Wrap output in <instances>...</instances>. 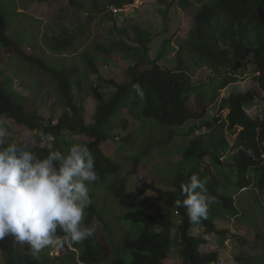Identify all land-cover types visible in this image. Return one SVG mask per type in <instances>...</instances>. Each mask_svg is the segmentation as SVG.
Returning a JSON list of instances; mask_svg holds the SVG:
<instances>
[{
    "label": "trees",
    "instance_id": "obj_1",
    "mask_svg": "<svg viewBox=\"0 0 264 264\" xmlns=\"http://www.w3.org/2000/svg\"><path fill=\"white\" fill-rule=\"evenodd\" d=\"M76 4L75 0H71ZM160 4L166 6L161 9L165 16L171 13L173 6L178 2L179 9L188 11L194 10V24L191 28L189 38L184 42L190 55H197L200 59L196 66L203 69L204 79L194 80L191 74L190 65H186L180 57L181 65L176 69L163 68L160 64L164 57V50L159 51V56L152 59L149 55L152 52L151 35L144 38L142 29L134 25L131 27L134 34L132 43L121 40H112L110 47L103 49L105 54L112 51L128 55L134 60V64L127 69L129 81L117 83L109 80L115 88L107 101L106 107L98 106L94 115L95 123L87 124L83 112L75 104L73 91L81 88L80 82H73L70 75H78L79 69L73 66L66 71H60L45 64L41 59L29 57L22 51L20 56L27 63L38 66L45 74H48L52 81L58 84V89L62 94L65 112L59 117L58 122L52 120L44 121L43 117H31L26 108L15 101L13 90L9 85H14L3 67L0 65V117L15 121L19 126L36 132L39 138L42 132L47 137V143L40 150L30 149L34 155L50 151H62L66 153L69 149V142L66 134L74 136H86L92 139L84 143L95 158V171L98 179L95 184L106 181L108 177H116L111 191L123 208L126 209L125 220L134 224L143 225L144 228L136 238L126 239L124 247L130 251L132 256L131 264H165L175 246H179V255L185 264H220L223 259L218 252H206L208 240L205 236L216 234L224 238H236V234L231 235V230L218 228L215 224L217 216L221 214L220 209L225 208L234 215L238 214L232 197H228L220 192L218 180L215 176L209 175L210 184L208 193L216 197L215 207L220 213L206 219H201L199 223H192L186 215V209L175 206L176 200L185 198L181 185L188 184L190 177L195 174L203 180L205 172L201 170V160L209 157L215 165H223L221 157L226 151L223 150L227 144L231 150V165L235 168L237 176V186L240 190L257 185L260 190H264V116L253 118L248 113V108L256 104L257 100L264 103V0H158ZM134 2V0H94L92 7L103 17L112 18V13H108L110 6L124 7ZM168 19V18H165ZM0 42L10 49L15 47V41L6 35V25L0 17ZM56 49L62 51L72 45L71 38H54ZM167 40L164 43L166 46ZM184 46V45H182ZM187 52V56H188ZM87 64L92 73L98 74L99 69L93 59H87ZM253 65V80L262 95L256 90L233 93L222 102L223 109L227 108L229 113L226 118L218 119L219 130L226 128L236 135L234 144L230 147L228 141L222 137L218 145L214 141L207 146L203 137H198L191 141L186 153L188 160L196 159L199 168L194 173L181 174L176 178L174 190L164 191L156 189V198L164 202V206L159 207V213L148 211L147 202L145 206L144 195L149 189L143 186L137 190L129 189V182L123 176L122 164L110 158L102 149V145L108 143L116 136L108 128V123L113 119L124 131H129L127 137L123 139L125 144H132L138 133H141L140 126L145 120L152 119L159 124L171 128L184 127L189 122H199L205 119L207 107L201 104L191 106L189 102L197 94L199 100L217 97L219 90L227 89L232 84L241 81L242 69L248 71V66ZM246 73V72H245ZM211 77V78H209ZM210 88L204 89L209 79H216ZM14 81V82H13ZM139 85L144 95L139 97L134 85ZM128 116L138 122L134 126ZM134 126V127H132ZM138 126V127H137ZM211 127L210 124H207ZM138 129V131H137ZM195 130V127L193 131ZM137 131V132H136ZM171 132L167 140L159 143L145 144L151 148L153 145L167 144L173 139ZM51 140V141H49ZM120 141V139H119ZM22 143V142H21ZM40 143V142H39ZM7 144V143H6ZM49 146V148H48ZM145 147L142 149L144 150ZM137 150L134 151V153ZM141 155H135V161L131 174L137 172L141 166ZM41 158V157H40ZM127 174V175H130ZM91 204L85 210L84 215H88V223L98 215L96 205L93 203V196L89 195ZM139 204H142L138 207ZM146 207V208H145ZM221 207V208H220ZM177 212L179 224L176 225L174 216ZM199 228L202 235H194V228ZM57 235H63L57 230ZM75 251H68L66 254H59L51 257V251L56 248L61 252L67 247H48L42 249L38 258L33 254L28 243L22 246L18 243L6 249L5 264H102L106 260V253L102 242L93 234L82 243L72 244ZM48 248L47 254L45 249ZM68 250L67 248H65ZM249 259H247L248 261ZM113 264H129L125 259H113ZM248 264V262H246ZM235 264H244L241 259Z\"/></svg>",
    "mask_w": 264,
    "mask_h": 264
},
{
    "label": "rangeland",
    "instance_id": "obj_2",
    "mask_svg": "<svg viewBox=\"0 0 264 264\" xmlns=\"http://www.w3.org/2000/svg\"><path fill=\"white\" fill-rule=\"evenodd\" d=\"M92 1L94 2V0H75L76 4H74L71 0H0V17L6 25V35L15 41V47L10 49L0 42V65L7 75L15 80L14 85H9L13 90L15 101L24 106L31 117L41 116L44 121L52 120L57 123L66 108L58 84L38 66L23 60L17 50L29 57L41 59L46 65L60 71H66L73 66L79 69L78 75L69 77L73 82L81 83V88L75 89L73 95L75 104L83 112L87 124L95 123L96 108L106 107L109 97L115 91L109 80L117 83L129 81L126 72L128 67L134 64V60L128 55L115 51L105 54L101 48L108 49L110 42L116 39L131 44L134 40L131 27L134 25L142 29L144 38L151 35L150 58H156L159 56V51L164 50V57L160 61L163 68H178L182 57L184 63L190 65L194 80L204 79L205 75L202 74L204 70L196 67L200 58L197 55L191 57L184 42L189 38L194 24L193 9L181 10L177 2L171 13L165 16L161 9H165L166 6L160 4L158 0H138L129 7V11L121 14V18L116 15L109 19L107 16L103 17V14L98 15L92 7ZM57 36L71 38L72 45L68 49L58 51L54 42ZM166 40L168 44L164 46ZM88 58L93 59L97 64L98 74L92 73L87 64ZM253 68V65H249L248 71L242 69L241 81L227 89L219 90L216 99L210 98L209 94L203 100H199L198 94L191 99L189 102L191 106L201 104L207 107L206 117L202 121L171 128L148 119L140 126L142 132L137 134L132 144H125L123 141L130 130L124 131L113 119L109 123L106 122L116 139L101 147L110 158L122 164L123 176L127 178L130 190L149 187L144 195L145 206L147 202L152 204L150 207L147 206L148 211L159 213V207L165 204L155 197L156 189L172 191L179 175L194 173L199 169L196 168L198 160H188L186 157L191 141L203 137L207 146L214 141L219 145L224 137L230 147L234 144L235 134L227 128L223 131L217 128L219 120L226 118L229 113L227 108L223 109L222 102L233 93L248 90H256L262 95L258 84L253 80L251 74ZM217 79H209L204 89L210 88ZM248 113L253 118H262L264 103L257 100L254 106L248 108ZM127 117L134 126L138 125V122H134L130 116ZM207 124L212 126L208 127ZM0 126L9 132L6 143L14 141L21 143L26 133L33 137L37 136L36 132L21 127L5 117H0ZM171 132L174 137L167 144L145 147L148 141L152 144L167 140ZM66 140L70 144L69 148L73 144L92 141L89 137L74 136L71 133L66 134ZM39 142L37 139L35 145H31L33 150L41 149ZM144 147L145 149L142 150ZM135 150L137 151L134 153ZM223 150L226 151L221 157L223 165H215L209 157H205L201 160L200 166L205 172L207 189L211 180L209 175L213 174L218 180L220 192L235 198L238 214L234 215L220 207L221 214L217 216L220 211L212 204L207 215L217 216L215 220L217 227L231 230V235L237 236L229 239L209 234L205 236L208 246L204 251L218 252L223 259L220 264H235L239 259L244 264H247L246 262L264 264V190L252 185L241 191L237 186V171L231 165L232 152L227 144H224ZM142 151H144L141 156L142 164L136 173L131 174L134 156L141 155ZM35 158L43 160L46 155L42 151L40 155L39 153L35 155ZM129 173L130 175H127ZM115 180L116 177H108L104 182L89 185V195L94 197L93 203L96 205L98 215L88 225L86 214L82 223L83 226L92 228L93 234L103 244L107 256L102 264H113L112 260L119 258L131 264L133 259L130 251L124 247V243L128 237H138L144 226L125 220L124 215L127 211L111 191ZM141 205L139 204L138 207ZM174 214V221L178 225L177 214ZM192 233L202 235L197 227ZM15 243L18 242H15L11 236L0 240V264H5L6 249ZM26 243L18 244L25 246ZM79 243L81 244L82 241ZM48 248L50 249V246ZM48 248L45 249V254L49 252ZM179 250V246H175L165 264H185L179 255ZM68 251L62 248L61 254L69 253ZM42 252L41 250L35 256L39 258ZM56 256L57 252L50 254V258Z\"/></svg>",
    "mask_w": 264,
    "mask_h": 264
},
{
    "label": "clouds",
    "instance_id": "obj_3",
    "mask_svg": "<svg viewBox=\"0 0 264 264\" xmlns=\"http://www.w3.org/2000/svg\"><path fill=\"white\" fill-rule=\"evenodd\" d=\"M134 2L121 8L110 6L107 12L121 18ZM111 8L122 12L115 14ZM133 87L142 98L140 86ZM8 136L0 126V240L11 236L15 242H27L33 254L49 246L67 245L65 248L75 251L72 244L93 235V229L82 222L91 204L89 185L98 179L94 156L86 145L77 143L67 153L50 151L47 158L37 160L30 145L39 139L40 147H45L47 137L42 132L39 138L26 133L22 143L6 144ZM206 184V178L201 180L193 174L188 184L181 185L185 198L175 201L177 208L186 209L192 223L206 219L209 206L216 203ZM58 229L62 236L57 235ZM53 252L61 254L56 248L50 254Z\"/></svg>",
    "mask_w": 264,
    "mask_h": 264
},
{
    "label": "built area",
    "instance_id": "obj_4",
    "mask_svg": "<svg viewBox=\"0 0 264 264\" xmlns=\"http://www.w3.org/2000/svg\"><path fill=\"white\" fill-rule=\"evenodd\" d=\"M111 10H112L115 14H117V13H119V12H122V10H118V9H115V8H111Z\"/></svg>",
    "mask_w": 264,
    "mask_h": 264
},
{
    "label": "crops",
    "instance_id": "obj_5",
    "mask_svg": "<svg viewBox=\"0 0 264 264\" xmlns=\"http://www.w3.org/2000/svg\"><path fill=\"white\" fill-rule=\"evenodd\" d=\"M232 85H234V84H232ZM230 86H231V85H230ZM230 86H229V87H230ZM229 87H228V88H229Z\"/></svg>",
    "mask_w": 264,
    "mask_h": 264
}]
</instances>
